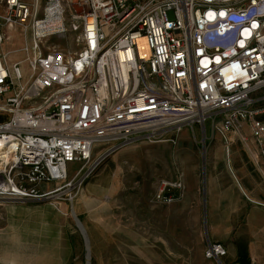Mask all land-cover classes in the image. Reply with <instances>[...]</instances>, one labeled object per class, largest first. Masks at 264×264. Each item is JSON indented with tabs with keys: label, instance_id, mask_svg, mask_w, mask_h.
Wrapping results in <instances>:
<instances>
[{
	"label": "built area",
	"instance_id": "built-area-1",
	"mask_svg": "<svg viewBox=\"0 0 264 264\" xmlns=\"http://www.w3.org/2000/svg\"><path fill=\"white\" fill-rule=\"evenodd\" d=\"M44 2L39 18L24 0H0V46L34 32L0 52V203L71 197L113 153L176 145L183 131L217 135L229 154L230 136L247 130L264 167V0ZM66 27L79 51L42 54V39ZM183 197L178 176L155 201ZM204 255L226 264L228 252L207 237Z\"/></svg>",
	"mask_w": 264,
	"mask_h": 264
},
{
	"label": "rangeland",
	"instance_id": "rangeland-1",
	"mask_svg": "<svg viewBox=\"0 0 264 264\" xmlns=\"http://www.w3.org/2000/svg\"><path fill=\"white\" fill-rule=\"evenodd\" d=\"M24 1L39 18L44 16V0ZM66 30L42 39L41 53L54 47L78 52L77 35ZM8 36L1 53L31 45L34 32L28 30L25 38L14 30ZM21 59L22 55H10L8 62ZM241 135L229 138L240 140L230 148L231 164L235 160L249 176L241 179L245 193L234 181L227 187L236 210L230 217L231 234L222 227L218 235L227 239L221 243L230 254L226 264H264V230L249 227L253 213L264 220V178L258 180L264 167L255 162L248 131ZM174 138L176 145L137 143L113 153L71 197L63 190L25 203H0V264H217L204 255L209 199L218 203L207 190L212 177H221L211 164L216 156L226 157L225 144L217 135L202 143L203 137L190 131ZM216 144L221 152L215 151ZM248 144L250 148L244 146ZM225 166L228 171L227 160ZM178 176L184 180L183 199L171 205L156 202L160 184ZM56 187L48 185L45 190ZM187 192L193 195L186 199Z\"/></svg>",
	"mask_w": 264,
	"mask_h": 264
},
{
	"label": "crops",
	"instance_id": "crops-1",
	"mask_svg": "<svg viewBox=\"0 0 264 264\" xmlns=\"http://www.w3.org/2000/svg\"><path fill=\"white\" fill-rule=\"evenodd\" d=\"M234 135L237 136L236 133H234ZM210 142H209V144H210ZM239 142H240L239 138H235L234 140L230 139V148L232 149L233 146L236 147V143H239ZM244 146L250 148L251 144H248L247 146L244 145ZM215 151L221 152V146L219 144L215 145ZM253 152L255 155V146H254ZM226 160L228 161V171H227L226 166H225ZM255 162L257 164H259L257 161L256 155H255ZM221 164L223 165L222 169H220ZM233 164L234 165L232 167L231 150H230L229 154L226 152V157L223 155L216 156L214 161H212V164H211L212 165L211 169L213 171L216 170V172L221 173L220 178L218 176H215V177H212L210 179L211 185H210V188L207 190L208 195L215 196L218 200V203H215L214 197L212 200L209 199V201H211V202H209L211 213L209 215H207V224L209 226V233H207V237L216 243H222V242L225 243V241L227 240L225 237L218 235V232L221 230L222 227L225 228L227 234H231V229H230L231 218L230 217H231V213L236 210L234 202L230 201L231 199L229 200L230 194L227 191V187L229 188V186L234 181L235 184L237 185V187L242 192H244L243 187L241 185V182H242L241 179H243V178L248 179V176H249V174H246L244 172L243 167H241L235 160L233 161ZM219 169L221 171H218ZM210 174L213 175L212 172ZM230 174H231V176H230ZM262 178H264V175H262V174L258 175V180H263ZM261 182H264V180ZM233 190L235 191V188ZM191 195H193L192 192H187L186 193V196H187L186 199L189 198ZM223 203H225V206ZM254 203H257V202H254ZM257 204H259V203H257ZM253 215H255V216H253ZM257 215L261 216L257 213H253L252 216H250L251 218H250L249 227L250 228H259V230H264V220L259 219V217H257ZM251 219H252V222H251ZM226 249H227V247H226ZM227 252H228V255L230 256L228 249H227ZM248 258L253 261V259H254L253 254L250 253L248 255Z\"/></svg>",
	"mask_w": 264,
	"mask_h": 264
},
{
	"label": "bare ground",
	"instance_id": "bare-ground-1",
	"mask_svg": "<svg viewBox=\"0 0 264 264\" xmlns=\"http://www.w3.org/2000/svg\"><path fill=\"white\" fill-rule=\"evenodd\" d=\"M25 38H26V37H25ZM26 44H27V43H26ZM26 44L24 45V47L26 46ZM24 56H25V59H26V58H27V57H26V54H24Z\"/></svg>",
	"mask_w": 264,
	"mask_h": 264
}]
</instances>
